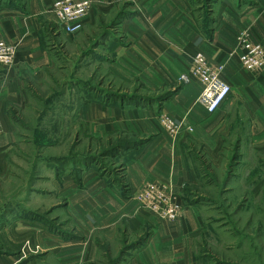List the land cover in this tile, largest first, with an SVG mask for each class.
I'll return each mask as SVG.
<instances>
[{"label":"crops","instance_id":"1","mask_svg":"<svg viewBox=\"0 0 264 264\" xmlns=\"http://www.w3.org/2000/svg\"><path fill=\"white\" fill-rule=\"evenodd\" d=\"M59 1L0 0V41L15 48L14 67L0 66V154L15 139L7 111L28 104L32 83L59 68L63 48L73 40L57 31L51 7ZM87 1L91 11L83 29L110 19L123 0ZM132 1L135 13L120 25L122 38L108 31L101 36L102 50L110 38L122 42L112 45L111 64L102 67L112 78L139 81L160 97L148 104L133 100L123 109L92 103L79 114L84 132L96 139L119 133L143 144L124 150L131 160L111 181L87 172L82 187L67 179L51 191L55 205L65 206L71 233L46 235L38 225H25L17 213L2 216L6 225L0 235L9 236L7 248L15 249L11 241L23 242L17 234L25 228L36 232L38 242L42 233L45 258L54 264H103L111 253L115 264H196L194 252L204 230L201 201L207 199L201 191L212 185L210 174L222 167L231 143L241 151L264 150V71H246L237 51L242 32L264 49V0H210L208 7L201 0ZM197 53L224 67L221 79L230 87L212 115L198 103L202 87L197 82L169 94ZM162 117L177 125L176 133L163 127ZM148 182L169 188L182 208L179 220L162 223L141 207L136 195ZM3 258L1 264L16 263V257Z\"/></svg>","mask_w":264,"mask_h":264},{"label":"rangeland","instance_id":"2","mask_svg":"<svg viewBox=\"0 0 264 264\" xmlns=\"http://www.w3.org/2000/svg\"><path fill=\"white\" fill-rule=\"evenodd\" d=\"M201 1L211 6L210 0ZM133 4L132 0H123L110 19L74 35L57 28L73 37L63 48L59 68L46 79L32 83L23 109L7 111L13 118L15 139L0 154V218L14 212L25 225H38L46 235L51 231L61 236L71 233L65 206L55 205L51 191H57L67 179L82 187L87 172L111 181L131 160L124 151L117 159L103 153L118 141L133 137L118 133L96 139L84 132L79 111L92 103L123 109L133 100L148 104L160 97L147 92L139 81L112 78L102 67L110 66L112 45L115 48L119 40L110 38L102 50L98 47L101 36L108 31L121 39L120 25L134 15ZM107 24L110 26L106 28ZM14 65L15 59L8 68ZM179 77L169 94L176 92ZM230 146L220 163L222 167L214 168L208 178L212 185L201 191L207 199L201 201L205 208L204 230L194 252L196 264H264V150L241 151L235 143ZM4 225L0 219V228ZM17 235L23 236V242L11 241L15 249L5 246L8 235H0L2 260L16 257L15 264H54L45 258L46 243L42 242L41 232L40 242L34 240L36 232L25 228ZM109 256L103 264H115L114 253Z\"/></svg>","mask_w":264,"mask_h":264},{"label":"built area","instance_id":"3","mask_svg":"<svg viewBox=\"0 0 264 264\" xmlns=\"http://www.w3.org/2000/svg\"><path fill=\"white\" fill-rule=\"evenodd\" d=\"M91 11V3L87 0H63L51 7L56 20V27L67 35L79 32ZM237 51L243 68L251 73L264 71V49L260 45L250 43L246 32L238 38ZM15 59V48L0 42V65L11 66ZM224 67L208 61L202 54H195L186 73L179 77L178 86L197 82L202 87L198 103L212 115L216 113L230 94V87L223 82L221 75ZM163 127L170 133H176L178 127L170 119L162 117ZM167 186L160 182H148L142 185L136 195L141 207L155 215L161 222L174 223L182 216L179 206Z\"/></svg>","mask_w":264,"mask_h":264},{"label":"trees","instance_id":"4","mask_svg":"<svg viewBox=\"0 0 264 264\" xmlns=\"http://www.w3.org/2000/svg\"><path fill=\"white\" fill-rule=\"evenodd\" d=\"M131 102H133V101H131ZM136 104H138V103H136ZM129 140H131V141H129ZM129 140H125L122 142L118 141V143L115 144L116 146L111 147L110 149L105 151L103 154L106 153V155H110L111 158H116L124 150L135 149L139 145L143 144L142 141H137L134 138L129 139ZM103 156H105V155H103ZM136 245H139V243H137Z\"/></svg>","mask_w":264,"mask_h":264}]
</instances>
